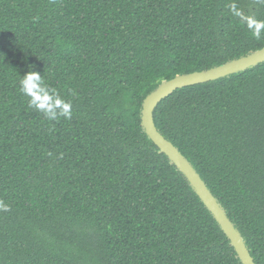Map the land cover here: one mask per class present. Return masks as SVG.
<instances>
[{
    "label": "trees",
    "instance_id": "1",
    "mask_svg": "<svg viewBox=\"0 0 264 264\" xmlns=\"http://www.w3.org/2000/svg\"><path fill=\"white\" fill-rule=\"evenodd\" d=\"M263 48L264 0H0V264H242L142 109ZM30 67L55 119L19 90ZM154 117L264 264V63Z\"/></svg>",
    "mask_w": 264,
    "mask_h": 264
},
{
    "label": "water",
    "instance_id": "2",
    "mask_svg": "<svg viewBox=\"0 0 264 264\" xmlns=\"http://www.w3.org/2000/svg\"><path fill=\"white\" fill-rule=\"evenodd\" d=\"M262 63H264V48L246 57L233 60L225 65L215 67L205 72L178 76L175 79L165 82L157 91L152 93L144 101L142 109V126L145 132L152 142L160 149L161 153L165 154L185 175L194 191L199 195L219 223L223 232L231 241V244L235 248L242 264L256 263L251 256L241 233L228 218L223 207L207 188L205 182L191 163L158 130L155 123L154 113L161 101L169 97L178 89L223 79L233 74L246 71Z\"/></svg>",
    "mask_w": 264,
    "mask_h": 264
},
{
    "label": "clouds",
    "instance_id": "3",
    "mask_svg": "<svg viewBox=\"0 0 264 264\" xmlns=\"http://www.w3.org/2000/svg\"><path fill=\"white\" fill-rule=\"evenodd\" d=\"M19 90L23 95L28 97L30 107L43 111L51 119L56 118L57 113L55 108L61 106L63 100L54 89L49 88L38 71L30 67L29 71L21 76ZM64 106L65 108L67 107V105ZM60 114L66 113L62 112ZM3 210L8 211L9 209L5 207Z\"/></svg>",
    "mask_w": 264,
    "mask_h": 264
}]
</instances>
